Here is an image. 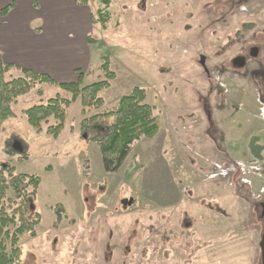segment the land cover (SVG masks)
I'll use <instances>...</instances> for the list:
<instances>
[{
	"label": "rangeland",
	"instance_id": "rangeland-1",
	"mask_svg": "<svg viewBox=\"0 0 264 264\" xmlns=\"http://www.w3.org/2000/svg\"><path fill=\"white\" fill-rule=\"evenodd\" d=\"M213 1L220 2L110 0L106 30L96 15L103 4L88 1L96 19L89 34L100 42L91 46L84 84L103 76L98 66L108 55L115 77L99 93L103 108L142 87L159 126L153 138L133 145L117 171L106 172L97 143L80 134L79 100L68 106L57 137L46 133L52 117L40 131L27 122L24 109L56 93L69 97L66 91L41 84L12 104L14 115L0 127V161L40 178L32 211L41 221L34 236H19L24 264H206L203 249L217 241L220 250L236 251L240 264H260L255 204L264 189V91L248 77L258 62L241 72L225 65L233 67L228 61L242 42L264 27V0L246 10L242 0H228L220 11ZM217 123L227 133L229 158L208 136ZM146 140L153 144L147 171L142 154L146 161L149 154L137 152ZM15 143L22 152L8 151ZM234 167L244 182L233 184ZM150 172L164 192L175 191L170 207L153 203L143 183ZM58 205L63 214L54 224Z\"/></svg>",
	"mask_w": 264,
	"mask_h": 264
},
{
	"label": "trees",
	"instance_id": "trees-1",
	"mask_svg": "<svg viewBox=\"0 0 264 264\" xmlns=\"http://www.w3.org/2000/svg\"><path fill=\"white\" fill-rule=\"evenodd\" d=\"M79 4H87L89 0H76ZM103 4L96 10L97 21L102 29L110 20V13L106 8L110 0H98ZM12 4L0 10V16L5 15ZM92 22L96 19L90 16ZM98 38L88 35L87 42L95 44ZM15 65L6 64L0 55V127L2 123L12 117V104L17 98L26 94L32 88L41 84L57 86L69 93L65 97L60 93L47 99L44 103L33 104L23 110L27 122L36 130H41L43 122L49 118L54 123L46 127V133L57 137L64 128L66 110L68 106L79 100L81 114L79 131L88 140L96 142L103 168L106 172L117 171L132 150L133 145L142 138H153L159 130L154 107L146 102V92L142 87H134L128 93L120 96L111 108H103V99L99 93L110 86L115 72L110 65V58L105 55L98 66L103 76L96 81L84 84V74L77 70V77L71 81H57L46 73L33 69L18 68L20 74L6 78ZM37 96H43L42 87L35 89ZM10 153L22 152L14 147ZM21 159L27 155L20 156ZM40 178L33 174L16 173L15 167L0 161V264H24L19 236L28 233L36 234V226L41 221L39 212L32 211V205L37 194ZM12 193V196L8 193ZM55 221H61L63 208H54Z\"/></svg>",
	"mask_w": 264,
	"mask_h": 264
},
{
	"label": "crops",
	"instance_id": "crops-1",
	"mask_svg": "<svg viewBox=\"0 0 264 264\" xmlns=\"http://www.w3.org/2000/svg\"><path fill=\"white\" fill-rule=\"evenodd\" d=\"M9 4H12L10 9L0 16V55L4 63L15 65L8 73L10 78L20 74L18 68L46 73L57 81L76 79L77 70L89 73L91 46L100 42H87L94 23L90 17L94 12L89 11L90 3L79 4L76 0H0V10ZM152 145L146 140L142 149L137 150H146L149 154L147 161L142 154L145 171L149 159L153 158L150 152ZM145 176L143 183L151 198L156 201L153 203L170 207L178 200L173 189L164 192L160 181L153 179L156 177L155 172ZM236 253L233 250L225 252L223 248L220 250V241L203 249L206 264H240V259L237 261L235 257Z\"/></svg>",
	"mask_w": 264,
	"mask_h": 264
},
{
	"label": "flooded vegetation",
	"instance_id": "flooded-vegetation-1",
	"mask_svg": "<svg viewBox=\"0 0 264 264\" xmlns=\"http://www.w3.org/2000/svg\"><path fill=\"white\" fill-rule=\"evenodd\" d=\"M255 2H256V0H248V1L242 0V2L240 4H242V6H244L243 9L246 10L249 7L252 8V6L254 5ZM216 4L214 3V1L211 2V6L212 5L216 6ZM228 4H229L228 0L224 1L223 3L220 0V2L217 4L216 8L218 11H220V8L224 7L225 5L228 6ZM207 5H210V3L208 2ZM211 9H215V7H212ZM263 34H264V27L262 29H259L258 31H256L254 33V36L260 35L261 38H259V39L255 38L254 39V36H253L252 39H249V40L247 39L244 42H242L241 49L238 52H236L232 56V58H230V60L228 61L229 65L232 64L233 67L230 68V67H227V65H225V67L229 70L241 72V71L248 69L250 62H258L259 63L258 69L248 70L249 71L248 77L253 76L254 81L258 80V82L262 83L260 85L261 91H264V64L262 63V59L260 58L261 54H262V57H264V36H262ZM254 52H255V54H253ZM235 58H242L241 59V60H243L242 65H240V66L236 65V63L234 61ZM258 59H260V61ZM207 111H208L207 116H208V119L210 120L211 119V112H210V110H207ZM260 111H261V115H264V108L261 109ZM212 126L214 127L215 131L212 134L208 135L209 138L210 139L214 138V139H212V143H213L214 147L217 148V150H219V152L222 155L229 158V156H227V154H226V151H225L224 145H223V139H225L227 137V133L224 130V125L222 124L221 128H219L220 123L213 124ZM220 171H221V169H220ZM240 174H241L240 168L234 167L233 173L230 177L231 180L233 181V184L235 181L238 183V181L243 180V178L240 176ZM243 182H244V180H243ZM255 205H256V208L258 210L257 215H256V221L258 223L256 233L259 234V236L261 238V236L264 232V189H262L260 194L258 195L257 203ZM110 254H111V252H110ZM260 264H261V260H260Z\"/></svg>",
	"mask_w": 264,
	"mask_h": 264
},
{
	"label": "water",
	"instance_id": "water-1",
	"mask_svg": "<svg viewBox=\"0 0 264 264\" xmlns=\"http://www.w3.org/2000/svg\"><path fill=\"white\" fill-rule=\"evenodd\" d=\"M253 54H255V52ZM241 59L242 58H235L234 61H235L236 65H238V66L242 65L243 60H241ZM202 62H203V59H202V56H201L200 57V63L202 64ZM13 147L16 148V149H20L19 145L17 143H15L13 145ZM130 202H131V199L129 200V204H130ZM259 246H260V251H261L260 252L261 264H264V232H263V234H262V236L260 238Z\"/></svg>",
	"mask_w": 264,
	"mask_h": 264
},
{
	"label": "built area",
	"instance_id": "built-area-1",
	"mask_svg": "<svg viewBox=\"0 0 264 264\" xmlns=\"http://www.w3.org/2000/svg\"><path fill=\"white\" fill-rule=\"evenodd\" d=\"M224 172H225V170H221V171H220V173H224Z\"/></svg>",
	"mask_w": 264,
	"mask_h": 264
}]
</instances>
